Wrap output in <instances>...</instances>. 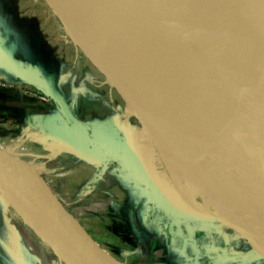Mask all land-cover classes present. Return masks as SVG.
I'll list each match as a JSON object with an SVG mask.
<instances>
[{"label":"bare ground","instance_id":"bare-ground-1","mask_svg":"<svg viewBox=\"0 0 264 264\" xmlns=\"http://www.w3.org/2000/svg\"><path fill=\"white\" fill-rule=\"evenodd\" d=\"M47 1L55 8L54 14L58 11L66 23L79 29L75 34L79 45L110 80L118 79L127 90L132 89L128 80L131 77L142 88L145 84L161 96L159 99L171 93L172 102L179 110L177 117L183 125L177 131H171L172 128L166 131L165 127L155 138L163 143L160 150L172 181L199 207L243 227L260 244L264 243V150L250 116L243 110L237 85L206 44V40L212 38L199 32L198 23H202L216 36L214 41L220 42L219 19L200 0ZM257 1L264 5V0ZM182 6L189 11L188 18ZM254 13L264 41V21L258 12ZM179 88L189 104L184 112L178 107L175 93ZM134 98L136 102L132 106L139 109L138 96ZM168 132L173 136L167 143L163 134ZM173 146L192 162L197 177L208 178L202 187L207 192L198 191L181 172L172 156ZM156 192L162 195L167 190L156 187ZM0 206L3 213L14 220L11 223L6 217L0 237L9 250L20 257L19 261L79 264L47 221L24 198L12 194L2 180ZM21 227L29 230L28 235L39 245V252L29 245ZM257 249L262 251L264 247Z\"/></svg>","mask_w":264,"mask_h":264},{"label":"crops","instance_id":"crops-1","mask_svg":"<svg viewBox=\"0 0 264 264\" xmlns=\"http://www.w3.org/2000/svg\"><path fill=\"white\" fill-rule=\"evenodd\" d=\"M30 5L28 0H0V49L21 64L37 70L43 77L52 80L73 114L82 123L98 131L105 137L106 142L110 141V145L105 147L106 152L120 150L125 145H129L126 141H130L131 133L128 127H125L127 124L123 121L117 105L121 97L120 92L115 87L104 86L103 83L96 81V76L92 68L84 62L82 53L80 51L76 53L63 39L52 31H47L48 19L38 13L39 9L31 8ZM55 14H59L58 11ZM59 17L58 23L67 32L64 25L66 21L61 15ZM61 17L64 23H61ZM71 36L75 42L78 40L75 34ZM94 58L114 79L116 78L98 57ZM98 71L97 74L100 75ZM134 101L136 102L135 99ZM62 122L51 100L36 88L0 69V146L12 149L17 142L33 143L45 152L54 151L58 159L51 164L56 168L65 165L64 170L57 177H65L70 184L78 183L81 186V180L77 179L78 177L74 179L78 174L86 176L89 173L96 175L98 179L101 176L100 167L104 164L77 151L73 143L58 132L57 127H61ZM168 141L169 139L166 140L167 143ZM172 156L176 159L181 172L189 178L198 191L201 190L208 178L195 175V166L177 146H173ZM139 161L148 172V176H153L151 175L153 168L160 167V165L152 167V164H146L144 159ZM86 166L92 168L86 170ZM71 174H75L72 179L75 183L69 179ZM52 181L55 183V177ZM94 187L92 185L85 187V191L82 192L86 195L90 194ZM52 192L68 210L64 204L65 197L63 198L67 195L61 191L55 193L52 190ZM149 194L151 199L147 195L146 202L142 204L139 200L136 204L132 202L133 205L128 208L116 207L113 204L107 206L108 209L105 210L103 220L99 224V227L106 231L105 234L99 227L94 231L107 235L106 237L111 240L109 244L112 243L110 249L114 252L119 253L118 248L112 247L114 245L121 248L124 245L126 248L133 245L129 242L130 239L125 237L130 233L137 244V248L130 256L134 260L138 258L140 264H251L254 262L252 260L255 258L251 256L249 244L237 233L202 214L181 216L179 214L182 213L172 210L174 207L168 208L166 204L153 202L152 199L155 200L156 197H152L151 192ZM174 195L177 197L176 200L171 195L163 198L170 200L172 205L173 203L177 206L179 203L185 207L189 205L179 193ZM189 201L191 203L189 207L194 208L196 205L195 210L192 209L191 212H204V209L192 200ZM179 211L183 210L179 209ZM72 216L77 220V215L72 214ZM120 231L122 234L119 233ZM242 231L256 248L262 247L257 239L255 240L243 229ZM0 264H21L1 237Z\"/></svg>","mask_w":264,"mask_h":264},{"label":"rangeland","instance_id":"rangeland-1","mask_svg":"<svg viewBox=\"0 0 264 264\" xmlns=\"http://www.w3.org/2000/svg\"><path fill=\"white\" fill-rule=\"evenodd\" d=\"M28 1L31 4V8H37V10L39 9L38 13L43 14L44 17L48 19L49 30L47 31H52L53 34L63 39L70 48H73L75 50L76 53L79 51L80 53H82L83 59L85 60L83 61L89 66V68H92L91 70L96 76V81L101 82V84L103 83L104 86L109 85L112 88L116 86V88L121 92L120 101L118 100L117 105L120 109V114L123 117V121L127 124V126L125 125V127H128L131 135L129 136L130 141H126L127 144L129 143V145H125L124 148L119 147L120 150L107 152V154L104 156L105 158L100 161L103 162L104 165L100 167L102 168L100 170L101 176L98 179L96 175L89 174L88 171V174L86 175L87 177L78 174L74 178L76 179L78 177L77 179L81 180V186H79L78 183H75V181L72 180L73 175L75 174H71L69 178L70 181H74L75 184H70L65 177H57L58 174L64 170L65 165H61L56 168V166L51 164L58 159V156L54 151L45 152L38 149V145L36 144H19V142H17L14 148L9 149V152L10 154L12 153L15 156L19 157L22 161L27 162L29 165H33L36 173L41 178H43V181L48 186V188L52 189L55 193H60L61 191L63 194L67 195L63 196V198L65 197L64 204L66 205L68 212L77 215L78 223L90 235V237L95 242H97L100 247L103 248L115 261H117L119 264H140L138 262V258L134 260L133 257L130 256L134 249L137 248L136 241L132 238L130 233L125 236L130 239L129 242L133 244L129 248H126V245H124L122 248L115 245L112 246L118 248L119 253L114 252L110 249L112 243H109L111 240L106 237L107 235H102L103 233L105 234L106 231L103 228L99 227V224L103 220L105 210L108 209L107 206L113 204L116 207L128 208L130 205H133L132 202L136 204L140 200L139 203H145L147 195H149V198L151 199V195L146 192L148 191L153 193L152 197H156L155 200L152 199L153 202L155 201L157 204H166V207L168 208L174 207L172 208V210L182 213L179 214L181 216H193L196 214L204 215V213H201L200 211L198 213H193L190 211L194 209L196 205L194 206V208L189 207L191 206V203L188 197L185 196V194L180 191L176 184H174V182L172 181L169 171L164 164V158L160 150L163 143L161 142L160 138H155V135L158 134L159 136V132L163 131L165 127L166 131L169 128H172L171 131L174 129L177 131V129H179L183 125L180 119L177 117V112H179V110L178 108H176V106H174L172 102L173 96L170 92L162 97V99H159V97L161 96L156 95L153 90H149V87H147L145 84H143L142 88V86H140V84L131 77H129L128 80L131 83V85H129L130 87H132V89L127 90H125V88L121 85L122 82L110 80L104 73L98 71V69L90 61L87 55L83 53L81 48L76 44H80L79 40H77L76 42L74 41V38L71 36V34L73 35V33L69 31V28H67V32L63 30V26L58 23L60 14L53 13V8L47 0ZM252 7L253 6L251 4V1L247 0V14L249 13L248 16L253 20L257 28L261 30L262 28L259 24V21L255 18L254 12H259L264 15V8L260 4L256 6L255 10ZM97 71L100 75L97 74ZM133 84L136 85L132 86ZM129 85H127V87ZM121 86L124 90L121 88ZM175 91L177 95V102L179 103L178 107H180L184 112V108L189 107L188 100H186L182 88L175 89ZM135 96H138L139 99L138 104L135 103L138 105L139 109H136L132 106V103L135 102ZM172 136L173 134H169V132L163 134V137L166 138V140H170ZM73 145L74 148L77 149V151H80L87 155L86 151L83 150L82 147L76 144ZM18 155H21V157ZM137 155L142 156L139 157ZM87 157L90 156L87 155ZM144 157H146V159ZM139 159H144V162L146 164H152V167L155 165H160V167H156V169L153 168V173L151 172V175H153L160 182H162V184L165 185L163 187L168 189V195L174 196V199L176 200L177 197L174 195V193H179L181 195L180 197L184 198L185 202H188L189 205H187L186 207L185 205H181L180 203L178 206L175 203H173L174 205H172L170 200L168 202L169 204L165 203V201H163L162 199L166 198L167 193L161 195V193L156 192V186L152 184V181L147 175L148 172L145 170V168H143V165L141 164V161H139ZM154 162L156 164H154ZM86 167V170L92 168L89 166ZM77 173L78 172H76V174ZM65 176L69 177V175ZM54 177L55 183L52 181ZM84 180L87 181L82 182ZM107 180H109V182H107ZM145 182L148 186L142 185H145ZM87 185H92L95 187L92 188L90 194L86 195V193L82 191H85L84 188L88 187ZM143 191H145L146 193H144ZM199 191L207 192L206 189H201ZM0 208L2 207L0 206ZM179 209L183 211L180 212ZM172 216L177 218V216L175 215ZM6 217L10 218L8 214H4L0 209V233H4V222L7 220ZM9 220H11V223L14 222V220H12L11 218ZM98 227L103 232L102 234L101 232L99 234L94 231V229H98ZM21 228L26 238L28 239L29 245H32L34 251L39 252L40 247L37 242L33 240V237L31 238V235H28L29 230L23 227ZM240 228L241 230L243 229V227L241 226ZM119 233L122 234L121 231ZM263 245L264 243L261 244V246ZM248 246L251 249L252 258H255L256 260H252L254 262H252L251 264H264V249H262V251H259L255 246L251 244H249ZM11 253L17 259H20V257L12 251ZM44 254V259L47 260L46 253ZM120 258L121 260H119ZM20 262L21 264H25L22 260Z\"/></svg>","mask_w":264,"mask_h":264},{"label":"water","instance_id":"water-1","mask_svg":"<svg viewBox=\"0 0 264 264\" xmlns=\"http://www.w3.org/2000/svg\"><path fill=\"white\" fill-rule=\"evenodd\" d=\"M200 1L219 19L221 27L218 36L222 40L215 42L216 36L212 35L202 23H198L199 32L212 38V40L207 39L206 44L213 52L218 64L225 69L226 74L237 85L244 104L243 110L250 116L253 128L264 150V41L259 29L248 16L249 13L247 14V0ZM250 1L254 10L258 4L264 8L261 2ZM182 11L188 18L189 11L184 6H182ZM259 14L264 21V15ZM60 20L61 23H64L62 18ZM64 25L73 34H78V28L75 25L70 22L64 23ZM195 29L197 31V28ZM232 32L235 36L231 34ZM228 40L230 41L228 42ZM76 44L85 53L82 46ZM94 66L103 73L97 65L94 64ZM0 69L36 88L51 100L63 121L61 127H57L63 137L82 147L91 158L99 161L105 158L104 156L107 154L105 147L110 145V141L106 142L105 137L98 131L88 124L82 123L73 114L52 80L43 77L37 70L16 61L1 49ZM31 167L27 162L12 153L10 154L9 149L0 147V180L12 194L24 198L47 221L53 228L56 237L65 244L79 264H119L90 237L72 214L59 202L43 178ZM149 178L156 187L165 188L163 187L165 185L154 176H149ZM165 190L168 189L165 188ZM157 191L159 192V190ZM203 213L254 246L233 222L210 210H204Z\"/></svg>","mask_w":264,"mask_h":264},{"label":"built area","instance_id":"built-area-1","mask_svg":"<svg viewBox=\"0 0 264 264\" xmlns=\"http://www.w3.org/2000/svg\"><path fill=\"white\" fill-rule=\"evenodd\" d=\"M0 147H1V146H0ZM3 148H7V147L3 146ZM7 149H9V148H7ZM30 166H32V167H33V165H30Z\"/></svg>","mask_w":264,"mask_h":264},{"label":"flooded vegetation","instance_id":"flooded-vegetation-1","mask_svg":"<svg viewBox=\"0 0 264 264\" xmlns=\"http://www.w3.org/2000/svg\"><path fill=\"white\" fill-rule=\"evenodd\" d=\"M122 87V86H121Z\"/></svg>","mask_w":264,"mask_h":264}]
</instances>
